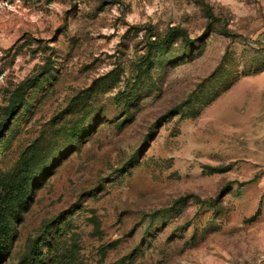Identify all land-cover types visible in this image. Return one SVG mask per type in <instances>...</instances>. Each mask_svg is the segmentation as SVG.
Masks as SVG:
<instances>
[{"label": "rangeland", "instance_id": "rangeland-1", "mask_svg": "<svg viewBox=\"0 0 264 264\" xmlns=\"http://www.w3.org/2000/svg\"><path fill=\"white\" fill-rule=\"evenodd\" d=\"M22 86L0 264H264V0H0V126Z\"/></svg>", "mask_w": 264, "mask_h": 264}, {"label": "trees", "instance_id": "trees-1", "mask_svg": "<svg viewBox=\"0 0 264 264\" xmlns=\"http://www.w3.org/2000/svg\"><path fill=\"white\" fill-rule=\"evenodd\" d=\"M206 12L208 14V16H210L211 18H214V14L213 12L209 9L206 8ZM181 32V36H183L184 38L188 39L186 36V33H184L183 31ZM174 36V34L171 35V40L172 37ZM156 40V39H155ZM170 35H167L165 37V39L163 40V43H160V45L162 46V44L164 43H169L170 41ZM153 44H157L156 46H159L158 43L156 42H152ZM191 43H187V45H189ZM152 49H150L151 51ZM152 63V58L150 55H147L144 59V67H149L150 64ZM143 68V67H142ZM26 91V87L22 86L20 89H18V94L17 97L15 98V100L13 101V104L10 106V113H9V117L7 118V120L5 121L4 124H2L0 126V133L3 131L4 127L8 124V120L10 118L11 115L14 114V112L17 110L19 104L22 102L23 98H24V93ZM123 97L121 96H116V103L117 104H121L123 102V106L126 107V109L133 103L134 97H133V89L128 90L127 92L123 91ZM86 127L85 126H78L74 131H75V136L78 137H83L85 132H86ZM130 165H125L123 169L124 171L127 170V168L129 166H131V161L129 162ZM206 169L209 172H223L226 170V167L224 165H217V166H211V165H206L205 166ZM15 198H17V203L22 204V201H24V199L28 198V192H21L18 193V195L14 196H10V201L9 203H13ZM0 203H1V197H0ZM8 208V209H6ZM5 209H2V207L0 206V257H3V255H5L8 252L9 249V241H10V228L12 226V222L9 219V217L5 216L7 210H9V208H11V206L6 207ZM12 211H14V209H12ZM23 264V263H22Z\"/></svg>", "mask_w": 264, "mask_h": 264}]
</instances>
